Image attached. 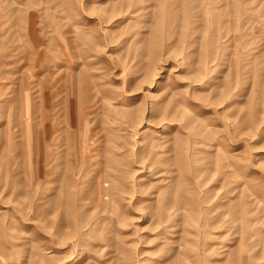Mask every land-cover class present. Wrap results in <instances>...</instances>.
<instances>
[{
  "label": "rangeland",
  "instance_id": "obj_1",
  "mask_svg": "<svg viewBox=\"0 0 264 264\" xmlns=\"http://www.w3.org/2000/svg\"><path fill=\"white\" fill-rule=\"evenodd\" d=\"M0 264H264V0H0Z\"/></svg>",
  "mask_w": 264,
  "mask_h": 264
}]
</instances>
